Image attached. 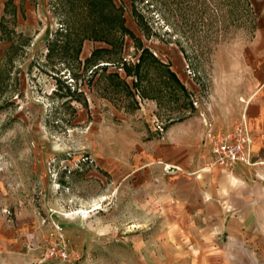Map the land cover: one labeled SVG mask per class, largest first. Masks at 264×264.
Wrapping results in <instances>:
<instances>
[{
	"label": "rangeland",
	"instance_id": "obj_1",
	"mask_svg": "<svg viewBox=\"0 0 264 264\" xmlns=\"http://www.w3.org/2000/svg\"><path fill=\"white\" fill-rule=\"evenodd\" d=\"M111 1L132 34L109 0H0V235L28 228L30 264L50 239L64 264H170L166 129L264 88V0ZM143 49L160 64L128 77Z\"/></svg>",
	"mask_w": 264,
	"mask_h": 264
},
{
	"label": "crops",
	"instance_id": "obj_2",
	"mask_svg": "<svg viewBox=\"0 0 264 264\" xmlns=\"http://www.w3.org/2000/svg\"><path fill=\"white\" fill-rule=\"evenodd\" d=\"M264 88L248 99L247 117L254 138L256 166L207 170L202 155L211 125L228 130L241 119L244 98H226L203 117L171 124L154 162L174 170L162 176L170 198L162 203L163 231L155 255L170 264H245L264 255ZM19 227L0 235V264H30V231Z\"/></svg>",
	"mask_w": 264,
	"mask_h": 264
},
{
	"label": "built area",
	"instance_id": "obj_3",
	"mask_svg": "<svg viewBox=\"0 0 264 264\" xmlns=\"http://www.w3.org/2000/svg\"><path fill=\"white\" fill-rule=\"evenodd\" d=\"M248 102L238 123L225 131H216L209 125L206 134L202 155L206 169L214 168L230 171L237 165L256 166L254 161V138L249 129L247 117ZM168 172L175 169L166 166ZM72 249L66 240L50 239L45 254L39 264H64L72 261ZM77 256V255H76ZM79 258V257H76Z\"/></svg>",
	"mask_w": 264,
	"mask_h": 264
},
{
	"label": "trees",
	"instance_id": "obj_4",
	"mask_svg": "<svg viewBox=\"0 0 264 264\" xmlns=\"http://www.w3.org/2000/svg\"><path fill=\"white\" fill-rule=\"evenodd\" d=\"M110 4L113 5L114 8V12H112V19L109 20L110 26L113 28L114 32L117 30H121L122 32L128 33V34H132V31L129 30L125 25H124V18H121V16L117 13V8L115 7V5L113 4V2L111 0H109ZM101 3L98 4V6H100ZM102 5V4H101ZM87 40L90 39L89 37L86 38ZM92 39L94 41H98V42H106L108 44L111 43V41L104 39V38H99L98 36H92ZM99 52V50L95 51L92 55V58L95 56H97V53ZM152 63H159V59L149 50V49H143V54L139 59V63L138 65L135 66L136 68V72L133 73V71L129 68L126 67V73L128 77H132L133 75H136V77H139V69H141L144 64L149 61ZM160 64V63H159ZM162 65V63H161ZM126 65L124 64V67ZM168 72L170 77L173 79V81L176 83V85L178 87H180V89L182 91H185V87L184 84L181 82V80L179 79V77L177 76L176 73H174L171 69L168 68ZM116 77H118V74H114ZM134 86L138 87L137 83L134 82ZM139 91V89H138Z\"/></svg>",
	"mask_w": 264,
	"mask_h": 264
},
{
	"label": "bare ground",
	"instance_id": "obj_5",
	"mask_svg": "<svg viewBox=\"0 0 264 264\" xmlns=\"http://www.w3.org/2000/svg\"><path fill=\"white\" fill-rule=\"evenodd\" d=\"M247 111H248V110H247ZM247 111H246V112H247ZM177 170H178V169H177Z\"/></svg>",
	"mask_w": 264,
	"mask_h": 264
}]
</instances>
